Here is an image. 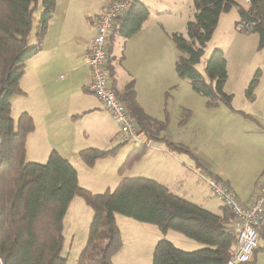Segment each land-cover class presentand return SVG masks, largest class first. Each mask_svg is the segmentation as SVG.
I'll use <instances>...</instances> for the list:
<instances>
[{
	"label": "trees",
	"instance_id": "16d2710c",
	"mask_svg": "<svg viewBox=\"0 0 264 264\" xmlns=\"http://www.w3.org/2000/svg\"><path fill=\"white\" fill-rule=\"evenodd\" d=\"M106 4L111 0H105ZM193 13L186 22L185 35L173 33L170 39L178 55L174 63L177 77L192 91L205 98L207 108L231 107L232 95L224 92L227 79L223 54L215 50L205 65L206 81L196 65L210 41L221 14L236 8L241 19L258 21L252 32L264 42V0H249L246 9L235 0H191ZM38 0H0V260L2 264H67L61 257L63 218L74 197L81 198L92 211L86 243L77 264H113L112 257L121 249V233L115 215L156 226L161 233L175 231L203 247L193 252L176 248L170 241L159 240L153 250L152 264H226L231 257L235 236L230 231L229 211L222 206L217 215L172 194L155 180L123 175L139 162L145 147H134L118 169L121 178L113 191L94 194L81 187L75 168L56 151L44 164L27 162V136L34 131L33 118L22 112L15 122L11 117V97L22 93L19 80L25 61L41 49L55 0H41L42 12L36 27V44L28 37ZM149 16L145 4L135 0L130 10L113 29L128 39L138 33ZM92 18H88L91 20ZM113 36V34H112ZM111 36V38H112ZM110 53V47H109ZM110 70L109 79L113 78ZM258 84L257 76L248 87V97ZM117 98L145 135L153 138L164 131L165 122L147 116L136 100L134 81L124 85ZM184 121H182L183 123ZM156 133V134H155ZM156 137V136H155ZM166 141L165 139H163ZM169 147L175 148L166 142ZM110 150L88 148L78 151L86 167L115 155ZM180 148L179 150H182Z\"/></svg>",
	"mask_w": 264,
	"mask_h": 264
},
{
	"label": "rangeland",
	"instance_id": "374dc122",
	"mask_svg": "<svg viewBox=\"0 0 264 264\" xmlns=\"http://www.w3.org/2000/svg\"><path fill=\"white\" fill-rule=\"evenodd\" d=\"M140 1L146 5L149 12L148 19L145 22L148 25L144 28L149 30V34L155 36L153 40L156 39L157 47L152 54L155 59L153 69L157 67L160 70L162 68L164 72L167 71L164 73L166 79L155 85L156 88L153 89L151 99H149L150 95L148 93L149 98H146L148 104L142 103L143 107H140L147 116L158 122H165V129L155 135L156 137H148L151 140V147L146 148L144 159L137 165L134 164L135 167H132L133 169L125 174L144 175L148 179L163 184L168 190L169 183H171V185H174L175 191L194 204L200 201L194 195L199 191L201 195L206 197L205 200L209 203L211 210L220 213L222 205L212 196L207 184L199 177L201 171L196 167V161L191 160L185 147H183L184 150H179L175 145H191L193 151L196 149L204 159V166L208 171L215 175H222L224 180L230 179L241 183L242 190L246 192V183L249 182L250 186L251 179H249V176L255 161L253 160L255 148L252 150L251 130L257 121L264 123V42L261 43V36L258 32L247 34L236 31L235 24L240 20L236 8L221 14L214 33L206 44L204 53L196 68L208 81L204 71L206 62L215 50L223 54L227 71V79L223 90L233 97L231 103L233 111L223 106L207 108L205 98L194 93L188 82L179 79L174 70L178 52L170 39V35L173 33L185 35L186 22L191 19L193 13L192 1ZM235 1L239 7L247 8L243 0ZM71 3L74 14L80 16H78L80 18L78 20L85 23L87 22L86 17H93L94 14L101 12L104 5H106L105 0H71ZM41 12L42 4L41 0H38L33 12L32 28L28 37L29 46L36 44V27ZM145 30L142 32L146 33ZM68 36L66 35V38ZM140 36L138 35L132 40L133 54L137 52L140 46L138 41ZM123 40L124 38L118 32L114 34L113 45L115 51L113 52L112 61L113 66L116 68L120 63L119 52ZM39 51L35 56H39ZM145 53L144 51L141 57L142 62L146 60L147 55ZM124 54H127V52H124ZM72 57L73 55H69L70 61H72ZM31 58L29 57L25 61L23 73V85L25 82V87L29 90L37 85L32 78H29ZM37 58H34L33 62ZM133 58H137L136 55ZM83 68L86 67L83 66ZM65 73V71L60 73L64 80L59 83H54L52 76L47 78L44 82L47 87L46 94L52 93L51 97H53V93H56L65 105L71 102L78 104L81 98L77 95V91L82 89L79 83L77 84L73 79L81 73L72 76ZM256 76L258 84L254 89L253 99H250L247 96L248 87ZM70 80H72V83ZM108 81L111 85V79ZM69 82L71 84L70 88L68 87ZM77 87H79L78 90ZM33 97L34 94H27L26 96L23 92L11 97V117L15 122L24 109L31 107L37 101V99L33 100ZM89 100L91 102V99ZM96 102L99 104L98 109L101 113H96L95 110H86L78 114L71 112L68 119L65 120L67 110L64 106L60 107L57 118H62L60 124L62 126L63 123L66 125L67 132L80 134L79 147H83L82 149L110 150L118 147L115 155L96 161L93 167L90 168H87L80 161L78 155L75 158V164L69 162L78 172L81 186L91 187L89 189L82 186L91 193L101 194L106 189L114 190L119 181L118 169L127 156L125 151L132 150L135 146L131 142L122 140L118 126L110 115H106L107 112L101 104L98 101ZM72 115H75L73 119ZM182 121L184 122L182 123ZM51 141L55 142L52 139ZM166 142L172 144L175 148L169 147ZM29 157L26 159L28 160ZM186 160H191V166ZM46 161L47 159L38 163L44 164ZM189 167L192 168L189 169ZM73 199L63 218L62 234L64 242L61 257L66 260L67 264H77L78 256L86 243L88 227L92 219V211L84 201L79 197ZM115 219L125 244L122 241L121 249L112 257L113 264H152L153 251H147L145 245L139 243L144 237H150L151 232L147 233L145 229L152 230L151 238L156 235L158 237L157 242L159 240L170 241L176 248L185 252H193L203 247L175 231L169 230L163 234L154 225L140 223L118 214L115 215ZM134 240H136V243H134Z\"/></svg>",
	"mask_w": 264,
	"mask_h": 264
},
{
	"label": "crops",
	"instance_id": "0c3cea01",
	"mask_svg": "<svg viewBox=\"0 0 264 264\" xmlns=\"http://www.w3.org/2000/svg\"><path fill=\"white\" fill-rule=\"evenodd\" d=\"M140 2L143 3L142 1ZM71 5V0H55V9L50 21L48 22L47 30L41 44V49L39 51L40 54L39 56H35V53L31 56L32 64L29 67V78H32L36 82L37 85H35V88H31L29 90L25 87V82L23 85L24 75H22L19 80V87H21V91L25 93L26 96L27 94H34L33 100L37 99V101L34 102L31 107H28L23 111L28 113L33 118L35 125L34 131L27 136L25 160H27L26 158L30 156L28 159L29 161L27 160L28 162H43L47 159V156L51 151H56L64 159L75 164L74 162L78 151L83 148L79 147V141L81 139V136L80 134H77L75 132H67L68 130L66 128V125L64 123L63 126L60 124L62 118H57V115H59L60 112V107L65 106L67 110L65 120L68 119L69 114H71V112H76V114L82 113L86 110H95L96 113L100 112L98 109L99 104L96 102L98 100L89 90V85L91 81L90 70L83 63V57L86 53L88 43L95 34V21L100 12L98 14H94L93 17H89L92 18L91 20H88V17H86L85 19L87 22L85 23L78 20L80 19V16L78 14H74ZM146 25L148 24L145 23L137 34L131 36L128 39L123 40V45L121 51L119 52V69L113 66L112 61L113 52L115 51L113 40L114 34L116 32L113 33V36L111 38V46L109 53L110 65L113 70V78L111 79V81L112 84H114V89L116 90V92H121L124 85L130 80H133L135 84L136 100L138 104L142 107V103H147L146 98H149V95V99L152 98L153 89L155 90L156 88L155 85L157 83H161L163 79H166L164 78V76L166 77V74L164 75V73L167 72H164L162 68L161 70L157 67L156 69H153V63L155 59L152 57V54L155 52L157 47L155 43L156 39L153 40L155 36L149 34V30L147 28H144V26ZM144 30L147 32H142ZM66 35L69 36L66 38ZM138 35H141L138 40L140 46L137 52L133 54L134 47L132 44V40ZM148 35L149 38L147 39ZM144 51L146 52L145 55H147V57L146 60L142 62L141 57L143 56ZM124 52H127V54H124ZM69 55H73L72 61L69 60ZM134 55H136L137 58H133ZM33 57H38L35 62H33ZM62 63H64V65H62ZM83 66L86 68H83ZM64 71L66 72V75L70 76L76 75L77 73H81L73 79V81H76L77 84L79 83V86L82 89L81 91H77V95H79V97L81 98L78 104H73V102H71L66 103L65 105L62 102L61 98L57 97L58 95L56 93H53V97H51L52 93L49 95L46 94L47 87L46 83L44 84V82L47 80V78L49 76H52L54 83H59L60 81L64 80V77L60 75V73ZM61 76L63 77L62 79H60ZM70 81L72 83V80ZM68 87H71L70 82ZM78 88L79 87H77L76 89L78 90ZM89 99H91V102ZM106 115L109 114L107 113ZM74 116L75 115L71 116L72 119L74 118ZM251 133L252 150L255 148V152H253V160L255 161L252 166L251 174L249 176V179H251L250 186L249 182L246 183V192L242 190L241 183H237L236 181L234 182L230 179L224 180L222 179V175H215L214 173L208 171L204 166V159H202V156L199 155V152L196 151V149H194L195 151H193L191 145L181 144V146H175H177V148L179 149L185 147L188 151L187 153L190 155L189 157H191V160L196 161L195 165L197 168H199L201 173H204L210 178H215L226 184L241 203L247 204L252 200L254 194L257 192L264 178V123L257 121L254 128L251 130ZM51 139L55 142H52ZM130 151L131 150H127L125 152L128 154ZM145 155L140 161L144 159ZM191 160H186L187 162H189V166H191ZM137 163H135V165H137ZM135 165L133 167H135ZM190 168L192 167H189V169ZM131 169L128 172H130ZM135 171L137 170L135 169ZM143 176L144 175H123V177L127 178ZM118 178L119 180L121 179L119 176ZM144 178L148 177L144 176ZM78 182L81 186L79 179ZM82 186L86 187L85 185ZM86 188L91 189V187ZM169 191L172 194L186 200L185 196L175 191V187L173 184L171 185V183H169ZM194 195L197 196L200 200L199 203L195 202L196 205H199L208 211L210 210V212L215 213L217 215L221 214V211L220 213H216V211L211 210L209 203L207 202V200H205L206 197L204 195H201L199 191L196 192ZM68 208L66 212L68 211ZM145 230L147 231V233L151 232L150 237H144L143 240H140L139 243L143 246L145 245V249L147 251H153L157 243L156 240H158V237L155 235V237L151 238L152 230ZM259 234V247L255 251L252 257V261L249 264H264V220L261 223ZM122 241L124 243L123 236ZM134 243H136V240H134Z\"/></svg>",
	"mask_w": 264,
	"mask_h": 264
},
{
	"label": "built area",
	"instance_id": "2783aa9c",
	"mask_svg": "<svg viewBox=\"0 0 264 264\" xmlns=\"http://www.w3.org/2000/svg\"><path fill=\"white\" fill-rule=\"evenodd\" d=\"M135 0H111L103 8L95 21V34L90 39L83 63L91 73L89 90L101 103L118 126L124 142L136 147H151V140L133 121L126 106L117 98L109 84L108 68L111 36L116 22L126 14ZM248 5L249 0H243ZM258 21L252 18L241 19L235 24L236 31L250 33ZM62 79V76L60 77ZM199 177L207 184L215 197L231 214L230 231L235 236L230 259L226 264H249L259 247V229L264 220V178L252 200L241 203L232 190L223 182L210 178L204 173ZM0 264H2L0 260Z\"/></svg>",
	"mask_w": 264,
	"mask_h": 264
}]
</instances>
